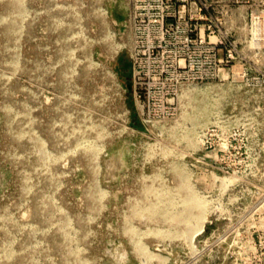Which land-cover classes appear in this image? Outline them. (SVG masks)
Wrapping results in <instances>:
<instances>
[{
	"label": "rangeland",
	"instance_id": "obj_1",
	"mask_svg": "<svg viewBox=\"0 0 264 264\" xmlns=\"http://www.w3.org/2000/svg\"><path fill=\"white\" fill-rule=\"evenodd\" d=\"M129 1L0 0V264H243L264 228V0H202L216 74L142 117Z\"/></svg>",
	"mask_w": 264,
	"mask_h": 264
},
{
	"label": "built area",
	"instance_id": "obj_2",
	"mask_svg": "<svg viewBox=\"0 0 264 264\" xmlns=\"http://www.w3.org/2000/svg\"><path fill=\"white\" fill-rule=\"evenodd\" d=\"M129 3L127 30L133 66L132 90L142 117L151 112L153 101H170L172 77H177L179 82L193 74L199 82L216 74L218 39L213 24L214 8L202 0H130ZM260 231L250 241L243 264H264V228Z\"/></svg>",
	"mask_w": 264,
	"mask_h": 264
},
{
	"label": "water",
	"instance_id": "obj_3",
	"mask_svg": "<svg viewBox=\"0 0 264 264\" xmlns=\"http://www.w3.org/2000/svg\"><path fill=\"white\" fill-rule=\"evenodd\" d=\"M130 88L132 89V82L130 83Z\"/></svg>",
	"mask_w": 264,
	"mask_h": 264
},
{
	"label": "bare ground",
	"instance_id": "obj_4",
	"mask_svg": "<svg viewBox=\"0 0 264 264\" xmlns=\"http://www.w3.org/2000/svg\"><path fill=\"white\" fill-rule=\"evenodd\" d=\"M188 91V90H187Z\"/></svg>",
	"mask_w": 264,
	"mask_h": 264
}]
</instances>
